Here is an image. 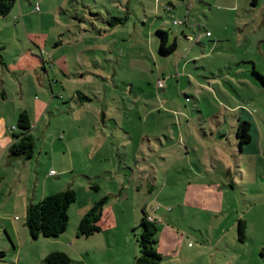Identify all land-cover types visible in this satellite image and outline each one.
<instances>
[{
  "label": "rangeland",
  "instance_id": "rangeland-1",
  "mask_svg": "<svg viewBox=\"0 0 264 264\" xmlns=\"http://www.w3.org/2000/svg\"><path fill=\"white\" fill-rule=\"evenodd\" d=\"M19 1L9 16L0 17V64L24 56L21 41L28 39L20 31L23 24L30 33H44L50 49L58 44L56 58L66 57L67 64L56 70V77L50 73L58 95L52 112L62 113L53 123L55 137L39 144L41 155L37 152L34 160L13 168L0 165V253L4 254L0 264H47L46 258L54 252L67 254L70 264L95 260L104 264L97 258L104 255L103 234L78 237V209L107 194V172L132 175L126 160L133 164L139 143L145 144L144 153L150 155V145L156 151L160 147L155 136L169 146L171 139H178L179 131L184 142L190 138L194 164L198 158H224L233 165V173L231 181L210 182L208 199H203L209 209L202 213L182 201L179 190L183 187L178 188L176 199L165 195L174 185H186L185 179L169 183L160 199H152L155 208H160L156 213L169 217L167 224L178 238L175 249L164 239L159 251L162 264H264V152H256L257 144L241 149L235 133L240 119L264 127V83L253 73L256 69L264 77V45L252 50L249 37L254 29L245 27L253 14L249 12L251 0H24L27 12L20 11ZM37 4L40 12L35 11ZM125 17L129 19L123 25L109 24L113 18ZM160 30L168 34L169 45L177 41L170 56L160 54ZM30 44L25 45L39 56L41 51ZM46 53L49 69L53 58L49 55L48 59ZM159 82L164 85L159 87ZM74 88L89 99L82 101L88 120L83 116L79 135L65 131L73 116L64 114L68 106L63 103L72 98ZM46 96L51 98L48 87ZM251 134L256 138V132ZM51 142L58 150L55 159L46 154ZM68 142L74 143L73 156L69 151L63 153L62 146ZM262 144L264 148V136ZM178 150L162 149L157 161L171 160ZM192 168L197 174L198 168ZM51 170L57 176H51ZM161 176L164 184L165 175ZM168 176L180 174L171 171ZM36 180L41 189L48 180L47 194L56 192L50 188L56 184L57 190L72 189L78 195L69 211L68 229L58 238L34 240L26 227L25 202L27 196L34 197ZM214 184L224 185L218 191ZM101 185L105 192L95 189ZM141 199L136 197V203H142ZM36 200L35 204L41 199ZM241 219L247 223L246 242L238 236ZM163 224L157 225L158 233ZM129 234L131 243L139 248L138 226ZM158 238H162L160 234ZM117 257L111 259L112 264H127Z\"/></svg>",
  "mask_w": 264,
  "mask_h": 264
},
{
  "label": "crops",
  "instance_id": "crops-1",
  "mask_svg": "<svg viewBox=\"0 0 264 264\" xmlns=\"http://www.w3.org/2000/svg\"><path fill=\"white\" fill-rule=\"evenodd\" d=\"M23 1L24 0L19 1L20 11L27 12L28 7H26L27 5L23 3ZM184 1L186 2V0ZM29 6H31V4H29ZM258 10H262L263 13L260 15L257 14ZM249 12L253 14H251L252 17L249 18L248 21L246 20L245 27H253L252 29H254V31L250 32L249 38L251 39L250 42L252 50H257L264 45V0H251ZM22 28L23 30L20 31H22V34H25V37L28 40L21 42H24L25 44L27 43L30 47V43H32L41 51V54L39 56L35 55L34 48H30L29 46L24 44L22 48V55L24 54V56L19 57V60H15L14 62H1L0 64V165H5L7 167L11 166V168L15 167L16 164L18 165L21 162L26 163L30 160L23 158L11 159L9 154V148L15 141L13 135L17 132L16 129L18 125V119L21 113H28L32 124L31 134L36 141V150L32 160L36 158L37 152L39 156L41 155V152L39 151V144H41L42 142L48 143V140H51L52 136L55 137L54 133L56 132V127H54L53 123L55 122L57 117L60 118L62 113L54 114L52 112L53 104L58 95H56L55 93L53 81L50 78V73L52 72V75L56 77V70L61 68L64 69L66 67L65 65L67 64V62H65L66 57L56 58L57 53L54 52V49L56 48V46H58V44H55V47H52L50 49L48 45L49 41L45 40L44 33H30L28 32L25 24L22 25ZM209 34L210 32H207L208 36ZM45 50L47 51V58L49 59V55H52L51 57L53 58V61L51 62L52 64H50L49 69L47 68L48 61L45 60ZM48 52L50 54H48ZM51 52H53V54H51ZM25 53L27 55H25ZM55 58L58 60L56 61ZM26 59L28 60L26 61ZM254 71H256V69ZM55 83L61 84V82L57 80H55ZM45 87H48L51 90V98L47 96L45 98ZM78 91L79 90H76V88H74V90L72 89V98L68 102L63 103L65 106H68V110H64V114H66L68 117H73L71 122L67 126V129L65 130L64 128L62 133H65V131H69V133H77L79 135L82 132L81 127L83 116L84 119L88 120L85 111L83 112L82 110V108L84 107L82 101L83 99H89ZM38 94H41V96H38ZM82 96H84L85 98H83ZM61 101L65 102V98H61ZM233 113H237V111H234ZM105 118L106 116L103 115V119ZM94 119L95 120L93 122L95 126L97 125V118L94 116ZM255 125L256 124L253 125L252 132H256L257 136L256 138L253 137L252 142L249 145H259V148H256V150H258L256 152L258 154H262L264 152V148L262 146L264 127L260 126L259 128ZM233 129H235V127ZM259 134L260 136L258 137ZM173 135L176 136L177 134L174 133ZM178 136V139H180L179 142L178 139H171L173 143L169 144V146L164 145L161 138L155 136V139L160 143V147L157 148L156 151V148L150 145L149 152L152 153L150 155L144 153V151L146 150L145 144L139 143L136 148L140 154H136V157H134L135 160H133L132 162L133 164L129 165L128 163L130 160H126V165H128L127 168L132 171L131 176L126 171L122 172L121 175L119 174V171H117L115 175H113V172H107L110 174L109 177H105L106 184H108L106 185L107 194H103L104 196L102 195L100 200H102L103 198H112L113 200L106 205L103 216L104 221H102L103 223L101 233L103 235H101V240L103 243L102 245H104V251L101 254L104 255L97 257L100 258V261L102 260L104 264H112L114 261H112L111 259L116 258L117 256V258L124 260L127 264H133L135 262L136 258L140 254V250L137 243H131L129 233L132 229H135L137 226H139L140 220L142 218L141 211L142 214L147 213L148 215L152 216L156 220L158 225L166 223L165 226L163 224L164 227L162 229L160 228V232L158 233V235L160 234V236L162 237L158 238L159 251L161 252V249H163L162 243L164 239L168 241L169 245L173 243V249L176 248V242L178 239L177 233L172 228V226H169L167 224V219L169 217L161 216L160 214L158 215V213L156 212L159 211L160 208H155V206L152 204V199L158 200L163 194L167 192V185L169 183H183V180L185 179L186 185H174V189L172 191L170 189V191H168V195H165L170 198L172 197L176 199V194L180 191L181 193L179 194V196L183 198L182 201H184V203L187 205L193 206L194 209H197L200 211V213H202L204 211V208L209 209L208 205L203 199H208V196L210 194V182L219 181V183H224V181L226 180H232L231 176L233 173V165H230L231 162L226 161L224 158L222 160L220 158H217L211 161H209L208 158H204L203 160L198 158L195 161L196 164H194L193 160L190 159V156L192 155V150L189 142L190 138H188V140L184 142L180 131L178 133ZM129 137L131 138V136ZM60 138L64 139L63 136H61ZM165 138L168 139L167 136H165ZM45 140H47V142H45ZM55 142H51V145H49L51 151L46 153L47 156H52L51 159H55L58 156V150L56 148ZM73 146L74 143L72 142H68L67 145H63L62 147L65 150L63 151V153L67 154L66 151H69L73 156L75 149ZM127 147L130 149V144H127ZM111 149L113 150L112 146ZM162 149H164L165 151H175L177 149L179 150L176 155L171 157V160L165 158L162 159L164 162L162 164L161 162L157 161V157L162 155ZM118 154L121 153L118 151ZM141 154L143 157L142 159L139 158ZM233 157L235 158V156ZM213 162L221 166L222 169L216 168L214 164L212 165ZM122 165L123 160L121 159L119 167H122ZM194 165L198 168L197 174L194 173V170H192V166ZM165 167L170 168L168 170H164ZM52 171L55 170H51V172ZM171 171L179 173L180 176H170V180L168 174ZM202 172L205 174L203 175ZM162 173L163 175H165L164 181L166 182L164 184L161 183ZM222 175L224 176V178L222 177ZM55 176H57V174ZM48 180H46V182H43V185H41L42 189L37 186V180L33 182V192L34 194H36V196L33 194L34 197L31 199L27 196L25 202L26 211L30 204H35L34 201L38 199V197L39 199L43 200L50 195L62 192L60 190H57V185L55 184V186H51L50 188H52L53 190L56 189V192L47 194L46 190L48 189ZM234 181L235 180L233 179V182ZM195 185L196 187H198V189L193 188V186ZM214 185L219 191L220 189H222L224 184ZM97 187V191H99L100 193H102V191L105 192L102 185ZM179 187H183L184 189L182 188V190L178 191ZM218 191L216 192L217 196L219 195ZM136 197L142 198V203L140 202L139 204H137ZM131 198H133L134 203H132V201L130 200ZM191 199H193L194 204L191 202ZM113 201L115 202L114 204L112 203ZM93 205L94 204L78 209L77 214L79 216V220H82L84 215L93 207ZM171 219L172 218H170V221ZM104 224H106V228H103ZM95 261L92 262V264H100L97 260ZM250 264H252V262Z\"/></svg>",
  "mask_w": 264,
  "mask_h": 264
},
{
  "label": "trees",
  "instance_id": "trees-1",
  "mask_svg": "<svg viewBox=\"0 0 264 264\" xmlns=\"http://www.w3.org/2000/svg\"><path fill=\"white\" fill-rule=\"evenodd\" d=\"M16 5V0H0V17L5 18L11 14ZM129 17L124 19H115L109 22L111 26L116 23L125 24ZM157 34L161 38L160 54L162 56H170L177 49V41L169 45L168 34L165 31H158ZM264 83V78L253 72ZM85 98L84 96H82ZM253 125L250 122L239 121L237 126L236 136L239 142V147L249 145L252 142ZM32 124L27 112L20 114L16 133L13 135L14 143L9 148L11 159H32L35 153L36 141L31 134ZM98 190V187H95ZM78 195L76 191L68 189L60 193L50 195L37 204H30L26 211V227L31 238L34 240L40 237L58 238L63 235L69 226L70 216L69 211L71 206L77 202ZM108 203V198L96 202L93 207L82 218L78 236L89 238L102 231V221L105 212V207ZM157 222L148 220V214L143 213L138 228L140 235L138 244L140 254L136 258L134 264H162L163 257L158 249V227ZM247 223L244 220L238 222V236L241 242L246 241ZM0 255H4L0 253ZM47 264H70L69 256L62 252L51 253L45 261Z\"/></svg>",
  "mask_w": 264,
  "mask_h": 264
},
{
  "label": "built area",
  "instance_id": "built-area-1",
  "mask_svg": "<svg viewBox=\"0 0 264 264\" xmlns=\"http://www.w3.org/2000/svg\"><path fill=\"white\" fill-rule=\"evenodd\" d=\"M35 11H36V12H40V11H41L40 6H39L38 4L35 5ZM209 35H210V34H209ZM163 85H164L163 82H159V87H162ZM51 175H52V176L56 175L55 171H52V172H51ZM148 220L151 221V222H156V220H155L152 216H150V215H148Z\"/></svg>",
  "mask_w": 264,
  "mask_h": 264
}]
</instances>
